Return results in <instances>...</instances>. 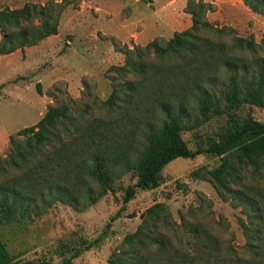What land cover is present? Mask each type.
<instances>
[{"label": "trees", "instance_id": "1", "mask_svg": "<svg viewBox=\"0 0 264 264\" xmlns=\"http://www.w3.org/2000/svg\"><path fill=\"white\" fill-rule=\"evenodd\" d=\"M241 1L264 18V0ZM58 6L27 2L0 9V55L56 34ZM210 7L187 0V28L168 39L118 46L124 61L109 68L111 88L99 101L101 115L49 105L36 123L9 135L8 156L0 163V226L30 221L56 202L83 211L118 189L126 204L137 190L158 187L172 160L206 154L219 163L191 176L209 181L222 201L240 207L244 251L209 225L212 201L200 193L198 205L179 209L178 219L164 202L146 207L108 264H264V123L245 110L264 108V56L253 36L208 21ZM36 89L41 93L40 83ZM216 116L224 122L190 148L182 131ZM126 174L135 181L124 185ZM95 241L61 242V261L42 262L70 264ZM0 264L33 262L16 260L0 237Z\"/></svg>", "mask_w": 264, "mask_h": 264}, {"label": "rangeland", "instance_id": "2", "mask_svg": "<svg viewBox=\"0 0 264 264\" xmlns=\"http://www.w3.org/2000/svg\"><path fill=\"white\" fill-rule=\"evenodd\" d=\"M204 1L211 4L206 13L208 21L233 28L239 36H253L264 56L261 16L253 14L240 0ZM27 2L59 3L58 32L13 54L0 55V163L8 156L9 135L36 123L49 105H68L73 113L82 111L86 116L102 114L99 101L107 97L111 88L109 68L124 61L117 47L135 44L133 40L122 42L117 36L120 21L128 20V31L148 32L147 38L153 34L154 38L161 37L155 33L172 35L191 24L185 9L187 0H0V9L21 7ZM230 37L226 35L225 39ZM37 83L41 93L36 89ZM245 110L264 123V108L246 105ZM224 120V116L213 117L198 129L184 130L181 135L193 149ZM218 163L219 157L206 154L176 158L162 169L158 187L137 190L126 204L120 189L83 211L56 202L30 221L1 225L0 237L16 260H30L33 264L61 261V242L96 240L70 264H108L109 254L119 247L126 233L135 230L146 207L155 201L164 202L178 219V210L198 205L197 196L201 193L212 201V212L206 221L221 238L230 239L239 252L244 251L245 236L238 223V217H244L240 207L222 201L209 181L191 176L196 168H211ZM121 180L126 185L135 178L126 174ZM121 207L120 216L110 221Z\"/></svg>", "mask_w": 264, "mask_h": 264}, {"label": "crops", "instance_id": "3", "mask_svg": "<svg viewBox=\"0 0 264 264\" xmlns=\"http://www.w3.org/2000/svg\"><path fill=\"white\" fill-rule=\"evenodd\" d=\"M237 1H239V0H237ZM241 1V0H240ZM242 2V1H241ZM249 10V9H248ZM252 14V13H251ZM253 14H255V13H253ZM258 15V14H257ZM258 16H260V15H258ZM261 18L264 20V18L261 16ZM119 23H121L120 24V27L117 29V36L122 40V42H128V41H130V40H133V42L135 43V44H140V45H144V44H146V43H148L149 41H151V40H153L154 39V34L150 37V38H147L148 36H149V33L148 32H146V33H143V34H139V32H134V31H128L127 30V28L129 27V22H128V20L126 19L125 20V22H119ZM169 27H170V24L168 25ZM168 27V28H169ZM182 30V29H181ZM128 32V33H127ZM155 35L156 36H161V37H163V38H165V39H168V38H170L172 35L171 34H169V35H167V34H160V33H158V34H156L155 33ZM146 38V40H143V41H141L140 39H145ZM153 38V39H152ZM25 48V47H24ZM18 50V49H17ZM17 50H15L14 52H12V53H10V54H13V53H15V52H17ZM5 55H7V54H5Z\"/></svg>", "mask_w": 264, "mask_h": 264}]
</instances>
